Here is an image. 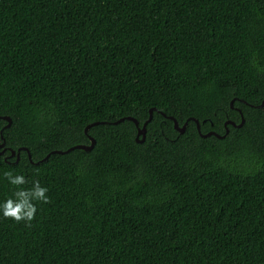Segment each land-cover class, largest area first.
Wrapping results in <instances>:
<instances>
[{
    "label": "trees",
    "instance_id": "1",
    "mask_svg": "<svg viewBox=\"0 0 264 264\" xmlns=\"http://www.w3.org/2000/svg\"><path fill=\"white\" fill-rule=\"evenodd\" d=\"M263 100L264 0H0V264H264Z\"/></svg>",
    "mask_w": 264,
    "mask_h": 264
},
{
    "label": "clouds",
    "instance_id": "2",
    "mask_svg": "<svg viewBox=\"0 0 264 264\" xmlns=\"http://www.w3.org/2000/svg\"><path fill=\"white\" fill-rule=\"evenodd\" d=\"M144 124V123H143ZM2 142L0 147L4 150L9 149L19 153L18 150L6 147V139L1 131ZM20 154V153H19ZM3 176L7 178L10 185L22 186L27 183L25 176L21 174H13L11 171H5ZM49 191L48 187L42 186L39 181H33L32 188H18V190L12 193V196L0 201V216L3 218H11L16 222L24 221L26 223L31 222L37 213L36 201L47 203L49 197L46 193Z\"/></svg>",
    "mask_w": 264,
    "mask_h": 264
},
{
    "label": "water",
    "instance_id": "3",
    "mask_svg": "<svg viewBox=\"0 0 264 264\" xmlns=\"http://www.w3.org/2000/svg\"><path fill=\"white\" fill-rule=\"evenodd\" d=\"M263 105H264V100H263V102L261 103V106H263ZM152 117H153V109L150 111L149 118L144 122V124H143L142 126H139L140 123H139V121H138L136 118H134V117H132V116H128V119L133 120V121L136 123V125L138 126L137 141H139V142H143V141L146 139L147 125H148L149 121L152 119ZM168 117L174 120V126H175V128H176L177 130H179L180 132H184V131L186 130L187 123H188L187 121H186L182 126H180L179 123H178V121H177L174 117H172V116H168ZM6 118H7L8 120H11L9 116H6ZM123 119H124V118H121L119 121H122ZM194 120L196 121L197 126H198V129L200 130V122H199V120H198V119H194ZM229 122H231L232 124H234L233 121H228L227 123H229ZM243 123H244V118H242V121H241V123L239 124V126L243 125ZM92 124H93V123H92ZM92 124H90V125H92ZM90 125H88L86 129H88ZM228 131H229V129L227 128V129H226V133H228ZM212 134H215V135H217L218 137H222L221 135H219V134L216 133L215 131H210V132H207V133L202 134V135H203V136H210V135H212ZM141 136H142V137H141ZM90 138H91V143H90L89 145H83V144H80V145L72 146V147L69 148L67 151H70V150H72V149H74V148H82V149H86V150H90V149H92V148L94 147L95 143H96V139H95L93 136H90ZM2 152H3V151H0V153H2ZM57 152L62 153L63 151H61V150H57ZM15 154H18V158H17V160H18V159H19V153H17V152L15 153V151H13L12 155H15ZM29 157L32 158L30 152H29Z\"/></svg>",
    "mask_w": 264,
    "mask_h": 264
}]
</instances>
